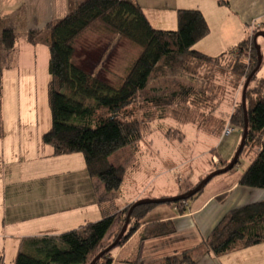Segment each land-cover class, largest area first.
<instances>
[{
  "label": "trees",
  "instance_id": "obj_1",
  "mask_svg": "<svg viewBox=\"0 0 264 264\" xmlns=\"http://www.w3.org/2000/svg\"><path fill=\"white\" fill-rule=\"evenodd\" d=\"M177 22L174 30L154 27L135 0H83L79 4L74 1L64 18L27 34L32 44H46L50 54L48 102L52 125L43 134V141L53 147L54 155L83 153L87 172L102 180L108 192H119L128 172L126 166L115 165L110 157L127 146L138 150L142 141L153 133L156 121L173 119L181 125L194 124L216 136L222 135L231 125L238 128L242 136L244 134L242 92L258 64L256 45L254 39L251 40L258 31L229 51L211 56L195 48L210 33L202 11L179 9ZM103 29L140 48L117 86L74 62L75 42L90 31ZM18 40L19 35L14 30L0 31V42L6 49H13ZM1 59L0 54V112L4 69ZM259 70L252 76L247 89L248 132L240 158L255 149L258 152L239 184L264 190V78L258 77ZM179 74L198 75L202 85L196 87L177 81L158 88L154 86L163 78ZM230 86L242 92L234 111L226 118L217 107ZM250 93L256 98L254 107L247 104ZM167 137L183 140L185 134L176 128L170 129ZM230 161L226 160L216 169L227 166ZM206 185L195 195L171 203L180 214H185L188 211L185 202L201 194ZM138 200L144 202L133 209L118 245L95 264H112L113 251L137 231L140 243L176 232L172 220L146 222L145 218L156 203L148 202V198ZM138 200L124 207L116 197L102 201L100 220L59 235L26 239L27 250L18 252L14 264H90L117 239L130 208ZM263 242L264 200H261L230 210L202 242L165 257L161 264H198L205 255L222 256ZM139 251L140 245L125 261L143 264L139 262ZM2 259L0 257V264Z\"/></svg>",
  "mask_w": 264,
  "mask_h": 264
},
{
  "label": "crops",
  "instance_id": "obj_2",
  "mask_svg": "<svg viewBox=\"0 0 264 264\" xmlns=\"http://www.w3.org/2000/svg\"><path fill=\"white\" fill-rule=\"evenodd\" d=\"M135 1L154 27L167 30L177 29L176 12L179 9L201 10L210 26V33L195 48L211 56L229 51L251 36L253 21L259 23L258 32L264 31V0ZM73 4L74 0H0V31L8 28L19 35L15 50H19L21 40L25 45V55L32 48V60L29 57L24 63L33 68L41 50L44 51L41 47L48 46L44 43L32 44L27 38L28 32L40 30L51 21L64 18ZM149 13L154 15L155 23ZM168 14L175 19L168 21ZM4 52L0 42L2 64L6 59ZM20 59H23L22 50L16 51L15 59L8 67L18 71L14 80L20 84V91L24 88L25 92H30L34 85L33 75L29 78L26 74L22 81ZM260 76L264 78V73ZM4 85L6 83H3L5 106ZM4 106L0 112V239L4 240V250L8 245L17 255L27 250L24 241L28 238L59 235L88 222L98 221L102 218V201L116 197L123 207L131 203H122L117 192H108L102 180L89 175L82 153L54 155L53 147L42 139L50 128L47 130L40 125L37 112L5 111ZM220 161L224 163L226 160L223 158ZM247 168L243 171L234 168L212 179L201 194L185 202L188 206L185 214H180L173 204L164 215L154 220L146 217V222L172 220L176 232L140 243L137 231L113 251L112 264H133L125 259L131 258L139 245L140 263L162 262L165 257L202 242L230 210L264 200L263 189L239 184ZM182 193L177 192V195ZM141 198L145 197L139 194L134 201ZM251 247L222 256L208 254L198 264L264 263V256L261 258L264 252Z\"/></svg>",
  "mask_w": 264,
  "mask_h": 264
},
{
  "label": "rangeland",
  "instance_id": "obj_3",
  "mask_svg": "<svg viewBox=\"0 0 264 264\" xmlns=\"http://www.w3.org/2000/svg\"><path fill=\"white\" fill-rule=\"evenodd\" d=\"M74 1L76 4H79L83 0ZM149 15L155 23L154 15L152 13H149ZM207 15L211 16L208 13ZM171 19L173 20L175 17L168 14V21ZM176 23L178 27L177 12ZM21 32L19 31V33ZM22 41L18 47L19 50H22L23 54V59H20L22 81L27 77L26 74L29 78L30 75H33V90L25 92V89L22 88V92L20 91V84H18V81L15 83L14 80L18 71L11 70L8 67L11 61L15 59L16 51L19 52V50H15V48L6 49L2 44L6 58L3 60V83H6L4 85V89H6V105L3 106L5 111L37 112L40 125L48 130L52 125V114L48 102L50 73L47 55L50 57L49 49L45 45L40 46L44 51L40 48L41 53L38 56L37 63H34L33 68H31L29 64L26 66L24 61H27L29 57L32 60L31 58L33 57L30 54L32 48H30V51L28 50L29 53L26 51L25 55L23 52L25 45ZM258 44L260 45L264 60L263 37H259ZM215 47L217 46L215 45ZM75 50L74 62L77 65L82 66L89 72L94 71L101 79L114 86L118 85L120 76L128 71V68L140 52V48L137 45L126 38L116 36L107 29L98 32H88L75 42ZM262 73H264V63L263 68L261 67L259 70L258 77H261ZM177 81H181L187 85H195L196 87L202 85V79L198 75L179 74L176 77L163 78L154 83V86L158 88ZM241 92L242 89L234 90L232 86L228 87L226 93L218 102L217 111L228 118L232 111H234L235 104L240 101ZM247 104L249 107H254L256 104V98L253 93H250ZM153 127V133L142 141L138 150L134 151L130 146H127L114 153L111 157L112 163L115 165L122 164L128 169L122 189L117 192L122 203L134 201V198L139 194L148 199L179 196L177 192H185L188 188L193 187L198 181L205 179L211 172L216 170V165L222 164L220 160H223V158L229 161L232 160L242 140L241 131L238 128H233V126L232 133L220 136L210 134L198 125H181L173 119L156 121ZM176 128L184 132L185 138L183 140H170L167 137V132L170 129ZM257 152L255 149L249 154H243L235 169L239 171L245 170L255 159ZM171 205H173L171 202L156 204L149 211L147 219L154 220V218L164 215ZM3 241V239H0V257H3L1 264H14L17 252L13 251V248L8 247V245L4 250ZM5 242L8 243V240H5ZM253 247L251 249L264 252V243L257 244V246L254 245ZM256 260H259V258ZM162 262L154 264H161Z\"/></svg>",
  "mask_w": 264,
  "mask_h": 264
},
{
  "label": "water",
  "instance_id": "obj_4",
  "mask_svg": "<svg viewBox=\"0 0 264 264\" xmlns=\"http://www.w3.org/2000/svg\"><path fill=\"white\" fill-rule=\"evenodd\" d=\"M259 37H263L264 38V31H259L257 33H255L254 35V42H255V45H256V49H257V52H258V64L256 66V68L252 71V73L249 75V77L247 78L245 84H244V88H243V92H242V105H243V109H244V115H245V127H244V134L242 136V140H241V143L234 155V157L232 158V160L230 161V163L223 167V168H219V169H216L214 170L213 172H211L203 181L202 183H200L197 187H195L194 189H191L190 191H187L184 195H179V196H176V197H171V198H162V199H150L148 200V202H151V203H167V202H176V201H180L182 200L184 197L188 196H193L195 195L196 193H198L202 186L204 184H207L208 182L211 181L212 178H214L215 176L217 175H220V174H223V173H226L230 170H232V168L234 166L237 165L238 161H239V158H240V154L243 150V147L245 145V139L247 137V132H248V113H247V105H246V96H247V89H248V85H249V82L252 78V76L259 70V68L261 67L262 65V61H263V57H262V54H261V48H260V45L258 44V38ZM144 200H138L137 202H135V204L130 208L129 210V213H128V216H127V221H126V224L125 226L123 227L121 233L119 234V236L117 237V239L111 244L109 245L105 250L101 251L93 260L90 264H95L96 261L103 255L105 254L106 252L114 249L117 245H118V242L119 240L122 238V236L124 235L125 231H126V227H127V224L129 222V219L131 217V213L133 211V209L140 205L141 203H143Z\"/></svg>",
  "mask_w": 264,
  "mask_h": 264
},
{
  "label": "built area",
  "instance_id": "obj_5",
  "mask_svg": "<svg viewBox=\"0 0 264 264\" xmlns=\"http://www.w3.org/2000/svg\"><path fill=\"white\" fill-rule=\"evenodd\" d=\"M258 27H259V23H256V21H253V23L251 24V30H252L251 31V36L254 34V31L258 29ZM232 132H233L232 126L231 125H228L225 128L223 134H230Z\"/></svg>",
  "mask_w": 264,
  "mask_h": 264
}]
</instances>
